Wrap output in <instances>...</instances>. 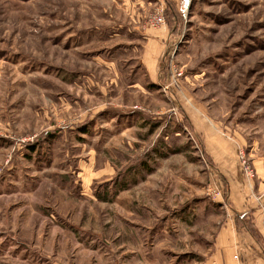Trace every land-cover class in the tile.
Listing matches in <instances>:
<instances>
[{
  "label": "rangeland",
  "instance_id": "obj_1",
  "mask_svg": "<svg viewBox=\"0 0 264 264\" xmlns=\"http://www.w3.org/2000/svg\"><path fill=\"white\" fill-rule=\"evenodd\" d=\"M136 1L0 0V264H207L215 169L184 117L264 151V0L145 2L157 83Z\"/></svg>",
  "mask_w": 264,
  "mask_h": 264
},
{
  "label": "crops",
  "instance_id": "obj_2",
  "mask_svg": "<svg viewBox=\"0 0 264 264\" xmlns=\"http://www.w3.org/2000/svg\"><path fill=\"white\" fill-rule=\"evenodd\" d=\"M151 1L137 0L136 3L146 6L143 9L139 7L133 16L141 22L143 43L138 56L140 65L147 80L157 83L161 79L160 67L167 55L172 34L166 25L154 27L148 21H143L146 8L151 6L145 2ZM184 118L187 125L191 123L193 134L203 139L205 151L210 150L208 153L206 151L204 157L209 159V163L211 160L210 165L215 169L213 179L211 178L212 187L205 200L207 203L198 205L202 215L206 216L207 229L212 230L206 231L211 235V241L205 254V262L264 264V173L261 163L264 151L261 152L262 149H258L254 143L247 145L245 155L253 170V174L247 176L234 143L215 137L216 131L210 123L208 126L203 124L204 127H196L192 119L188 116ZM201 121L199 118L198 125ZM234 142L241 144L239 141ZM212 151L216 156L214 159Z\"/></svg>",
  "mask_w": 264,
  "mask_h": 264
},
{
  "label": "built area",
  "instance_id": "obj_3",
  "mask_svg": "<svg viewBox=\"0 0 264 264\" xmlns=\"http://www.w3.org/2000/svg\"><path fill=\"white\" fill-rule=\"evenodd\" d=\"M149 24L151 26L154 27H161V26H165L166 22H165V15H164V10L163 9H159L157 10L152 19L148 21ZM239 157H240V161H241V165L243 167V171L247 176H251L253 174V170L251 168V166L249 165V163L246 160V155L244 154V151H240L239 152ZM261 163H262V171L264 173V152L262 154V159H261ZM214 264V263H211Z\"/></svg>",
  "mask_w": 264,
  "mask_h": 264
}]
</instances>
